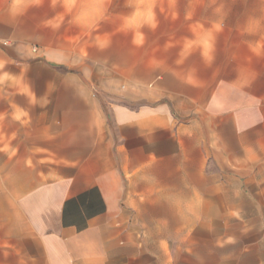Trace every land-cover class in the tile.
Returning a JSON list of instances; mask_svg holds the SVG:
<instances>
[{
    "label": "crops",
    "instance_id": "obj_1",
    "mask_svg": "<svg viewBox=\"0 0 264 264\" xmlns=\"http://www.w3.org/2000/svg\"><path fill=\"white\" fill-rule=\"evenodd\" d=\"M29 6L0 0V264H134L124 260L123 210L183 195V162L213 159L233 177L264 166L253 85L264 82V11L244 21L247 52L229 61L232 77L204 85L181 46L152 89L158 65L133 69L139 104L111 103L109 127L88 89L92 60L59 37L49 45L48 23Z\"/></svg>",
    "mask_w": 264,
    "mask_h": 264
},
{
    "label": "rangeland",
    "instance_id": "obj_2",
    "mask_svg": "<svg viewBox=\"0 0 264 264\" xmlns=\"http://www.w3.org/2000/svg\"><path fill=\"white\" fill-rule=\"evenodd\" d=\"M29 5L30 13L36 9L48 23L43 34L49 45L59 37L65 48L92 60L88 89L107 109L109 127L111 103L139 104L133 101V69L145 65L140 69L147 74L149 64L154 70L158 65L155 78L146 82L152 89L181 46L187 69L204 85L232 77L229 61L243 60L247 52L240 41L244 21L264 11V0H29ZM253 85L264 110V82ZM220 166L213 159L203 167L183 162V195L170 201L157 194L152 204L123 210L124 260L264 264V166L235 177ZM169 173L161 163L157 181L169 182Z\"/></svg>",
    "mask_w": 264,
    "mask_h": 264
},
{
    "label": "built area",
    "instance_id": "obj_3",
    "mask_svg": "<svg viewBox=\"0 0 264 264\" xmlns=\"http://www.w3.org/2000/svg\"><path fill=\"white\" fill-rule=\"evenodd\" d=\"M0 45H1V46H5L6 43H5V42H0Z\"/></svg>",
    "mask_w": 264,
    "mask_h": 264
}]
</instances>
